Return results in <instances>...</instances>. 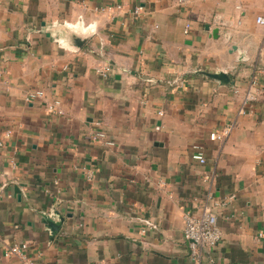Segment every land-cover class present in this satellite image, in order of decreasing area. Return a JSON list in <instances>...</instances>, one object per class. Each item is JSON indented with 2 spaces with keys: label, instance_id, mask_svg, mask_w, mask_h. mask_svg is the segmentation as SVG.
Wrapping results in <instances>:
<instances>
[{
  "label": "crops",
  "instance_id": "crops-1",
  "mask_svg": "<svg viewBox=\"0 0 264 264\" xmlns=\"http://www.w3.org/2000/svg\"><path fill=\"white\" fill-rule=\"evenodd\" d=\"M260 15L264 0H0V264H23L6 252L24 242L35 264H264ZM207 204L223 238L195 260L184 214Z\"/></svg>",
  "mask_w": 264,
  "mask_h": 264
},
{
  "label": "built area",
  "instance_id": "built-area-1",
  "mask_svg": "<svg viewBox=\"0 0 264 264\" xmlns=\"http://www.w3.org/2000/svg\"><path fill=\"white\" fill-rule=\"evenodd\" d=\"M121 9V6L117 7ZM143 8L137 7L135 9V13H139ZM99 10H103L106 12H111L113 7H103ZM258 24L264 26V16L260 15L256 19ZM191 28V24H186L184 32L186 34L189 33ZM98 71L107 76L111 73L112 67L109 63L98 68ZM257 83L256 77L252 79L249 89L246 92L244 98V105H247L257 99V91L252 88L253 85ZM45 96V92L43 90H36L29 93L27 96L28 100H36L43 98ZM48 108L53 113H62L61 110V101L54 100L53 102L48 104ZM242 113H246L244 108L241 109ZM160 115H163L164 112L160 111ZM98 129L93 133V138L95 140H104L108 145H114V141L108 138L107 133L99 128L101 122L96 123ZM232 125H227L221 130H216L210 133L211 140L223 141L231 132ZM12 131L7 130L5 133H0V136H9ZM3 145V142H0V146ZM193 159L199 161L204 164L207 162V158L202 151H196L192 155ZM215 205H218L216 202ZM184 237L187 240L190 248V255L193 259L199 260L203 253L211 251L215 249L218 244L221 242L223 238V232L218 225V215L213 211L210 205H205L199 214H194L191 212H186L184 214ZM28 248L27 243H22L20 245H14L8 249L6 252L7 256L17 255L21 257L23 264H35V262L29 259L26 255V251Z\"/></svg>",
  "mask_w": 264,
  "mask_h": 264
},
{
  "label": "water",
  "instance_id": "water-1",
  "mask_svg": "<svg viewBox=\"0 0 264 264\" xmlns=\"http://www.w3.org/2000/svg\"><path fill=\"white\" fill-rule=\"evenodd\" d=\"M210 25L207 24L206 25V28L207 29H210ZM93 30L90 29L87 33H78L76 31H74L73 33V45L75 46V48L77 49H80L82 48L85 43L88 41L89 37L92 36L93 34ZM213 35L215 37H217L219 35V28H215L213 29ZM113 64V62H111ZM200 73L210 77V78H213V79H216L218 80L221 84H230L231 83V80H230V76H229V73L227 71H219V72H209L207 70H200L199 71ZM233 84V83H232ZM60 223L63 222V217L60 218ZM45 223L52 229V231L56 232L60 229L61 227V224L59 222H54V220H52L51 218H46L45 219Z\"/></svg>",
  "mask_w": 264,
  "mask_h": 264
}]
</instances>
